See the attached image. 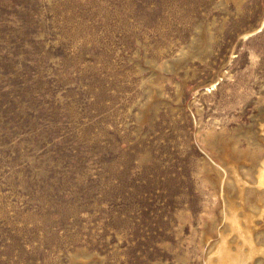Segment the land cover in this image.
Masks as SVG:
<instances>
[{"label": "rangeland", "instance_id": "374dc122", "mask_svg": "<svg viewBox=\"0 0 264 264\" xmlns=\"http://www.w3.org/2000/svg\"><path fill=\"white\" fill-rule=\"evenodd\" d=\"M263 127L264 0H0V264H204Z\"/></svg>", "mask_w": 264, "mask_h": 264}, {"label": "bare ground", "instance_id": "6f19581e", "mask_svg": "<svg viewBox=\"0 0 264 264\" xmlns=\"http://www.w3.org/2000/svg\"><path fill=\"white\" fill-rule=\"evenodd\" d=\"M262 144L255 142L248 152L250 168L232 167V176L222 181L230 187L220 186L224 230L204 264H264V158L257 155L264 151Z\"/></svg>", "mask_w": 264, "mask_h": 264}]
</instances>
